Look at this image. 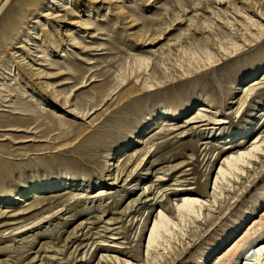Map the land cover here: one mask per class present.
<instances>
[{"label":"rangeland","instance_id":"rangeland-1","mask_svg":"<svg viewBox=\"0 0 264 264\" xmlns=\"http://www.w3.org/2000/svg\"><path fill=\"white\" fill-rule=\"evenodd\" d=\"M215 63L226 71L223 81ZM131 81L159 89L143 96V113L119 117L128 103L116 98ZM251 87L260 93L249 99ZM198 113L225 129L202 127L187 136L198 122L186 121ZM263 115L264 0H0V261L34 246L32 264H80L74 258L83 254L81 247L75 252L81 242L89 244V262L81 264H207L204 256L214 249L226 257L215 253L211 264H229L235 244L239 249L247 238H264L260 214L250 229L242 226L238 240L215 248L264 192ZM252 132L245 147L208 160L217 145L229 148ZM201 133L212 142L194 151ZM176 135L180 140L164 144ZM157 158L162 162L150 172L190 161L184 169L191 190L130 212L136 195L128 189L159 183L145 175ZM180 174L160 186H172ZM100 193L112 197L96 200ZM107 203L121 213L106 215ZM89 208L90 215L67 227L90 232L87 239L70 244L64 259L44 253L33 259L48 246L62 248L55 241L64 218ZM56 212L63 217L53 219ZM102 216L121 220L114 236L126 243L95 249L110 235L100 230ZM88 217L94 224L81 231ZM263 246L255 242L234 264H264Z\"/></svg>","mask_w":264,"mask_h":264},{"label":"bare ground","instance_id":"bare-ground-1","mask_svg":"<svg viewBox=\"0 0 264 264\" xmlns=\"http://www.w3.org/2000/svg\"><path fill=\"white\" fill-rule=\"evenodd\" d=\"M216 64V63H215ZM215 67H218L217 70L220 74V77H221V81H223L225 79V72L223 69H221V66L220 64H216L214 65ZM213 67V66H212ZM210 68V67H209ZM223 68V67H222ZM213 69V68H212ZM157 74L159 75H162V72L159 70L155 71ZM219 77V76H218ZM214 78V77H213ZM227 79V77H226ZM144 82V81H143ZM209 82V81H208ZM103 85H109L110 84V80L105 78L103 80ZM180 83V82H179ZM177 84V83H176ZM183 84V82H182ZM213 84V83H212ZM129 86L128 87H123L122 91H120V93L118 94V98L120 99H125V101L128 103V107H126L124 110H122V112H120L118 115L119 117H123L125 116V118H127L128 115H130L131 113H143L144 112V109H143V105L139 102L142 101L143 99V96L144 95H150L152 92L156 91L159 89V86L152 89V88H147V87H141L140 83L138 82H134V81H131L129 82L128 84ZM146 85V84H145ZM181 85V84H180ZM173 86V85H172ZM179 86V84H178ZM103 86H101L100 88H102ZM173 89V87H172ZM177 89V88H175ZM174 89V90H175ZM224 92H228L229 90L226 88V87H223L222 88ZM109 90V89H108ZM154 90V91H153ZM173 90V91H174ZM211 90L213 91V95H212V98L214 100H219L220 99V95L218 96V93L215 91V88L214 86L211 87ZM169 91V90H168ZM167 92V91H166ZM171 92V91H170ZM118 93V92H117ZM259 92V89L258 87H251L250 89H248L247 93L245 95L248 96L249 99H252L254 96H256ZM219 97V98H218ZM222 99V98H221ZM246 99V98H245ZM133 102H137L138 104L135 105ZM248 102V101H247ZM127 106V105H126ZM243 107V106H242ZM124 108V107H123ZM121 110V109H120ZM119 110V111H120ZM239 112V111H238ZM216 115V113H214ZM221 114H226L224 111H221ZM86 115V114H85ZM264 116V115H263ZM218 119L214 118V117H211V116H207L205 115L204 113H198V115L192 117L190 120L187 119L186 122L188 123H196L198 122L197 126L196 127H193V131H191L187 136L195 133V134H200V128L204 127V129H209V130H213V129H221V130H224L225 128H222V126H219V127H216L218 124H220V121H217ZM214 124V126H212ZM261 128L264 127V123L260 126ZM259 127V128H260ZM247 128V127H246ZM166 132V130H164L162 133L164 134ZM188 132V131H187ZM185 132V134L187 133ZM168 134V133H167ZM166 134V135H167ZM202 135L200 136V139L197 140V142H195V146H193V149L194 151H196V147L198 146V144H206L208 145L209 143H211V137L208 135V136H204V133H201ZM252 134H254L253 132L251 134H249L245 140L241 141L239 144H235V145H231L229 148H225L222 144H219L217 145L218 148L217 149H220L218 152H216V150H212V152L210 151L209 154H208V160L210 158H213L214 157V160L215 161H218L221 156L227 151V150H233L235 148H241V147H245L247 144H249V142L251 141V137ZM258 134V133H257ZM103 133L100 134V136L103 138ZM178 137H182V136H178L176 135L175 137H173L172 139L170 140H167L164 142V144H171L175 139H177ZM234 137V135H233ZM236 137V135H235ZM174 139V140H173ZM236 139V138H235ZM104 139H97L95 138V141L97 142H101L103 141ZM173 140V141H172ZM180 140V139H178ZM178 140H175L176 142ZM172 141V142H171ZM202 142V143H200ZM234 142V140H233ZM175 143V142H174ZM197 145V146H196ZM159 146L157 145L154 150H149L152 151L151 154L157 152L159 150ZM98 149V148H97ZM205 150L207 149L206 147L204 148ZM222 149V150H221ZM180 152L181 151H178V152H173L171 154H168V155H165L163 157V159L165 161H168V160H172L174 159L177 155H180ZM191 152V151H190ZM207 153V152H206ZM150 154V155H151ZM188 154V153H187ZM211 161V160H210ZM159 162H162L161 159H156L154 161H149V163L147 164L150 165V167L147 168L148 172L145 173L146 176L148 175H153L154 177H156V180L155 181H159L158 184H155L154 182H152L151 184H149L148 186H142V184H138V185H134L132 186L131 188L128 189V195H136V197L132 198L130 200V212L134 210V207H137L138 204H141V203H145V202H149V201H153L154 204L156 203H162L164 202L165 200H169L170 199V195H178V194H184L185 192H188L189 190H191L189 187H186L187 185H190L191 184V179H188L187 175H190L191 173H189V169H184L189 163V162H186V163H182L180 165H171L165 169H158L157 171L155 172H150L151 169H154V166H157L158 164H160ZM97 165H99V163H96ZM210 164V163H209ZM76 166H78L77 164H74ZM113 165H115V163H113ZM156 169V168H155ZM177 171H181V174L179 175V177L177 178H174V182L171 183L172 186H167L165 188L162 187V185L160 186V184L162 183V180H166L165 177H170L172 176L173 174H175ZM211 171V170H210ZM116 175V174H115ZM120 177L117 176V177H114V179L116 181H118ZM179 178H184L183 180H180ZM258 179V178H257ZM145 180V179H143ZM144 182V181H143ZM196 183H198V181H195ZM146 183V182H145ZM46 184V187L48 189L54 187V182L53 181H43V183L41 184L42 185H45ZM113 184H116L113 183ZM264 188V185L263 187ZM151 192V193H150ZM111 193V192H110ZM149 195H153L152 198H149ZM104 197H106L105 199L109 198V197H112L111 194L109 193H100L98 195V198H95L96 200H103ZM143 197H148L146 199V201H142ZM166 197V198H164ZM82 198V197H81ZM20 199V198H19ZM161 199V200H160ZM62 197L60 198H57L56 201H53L52 203H54L53 205L54 206H57L59 204H61L63 201H62ZM87 200V198L85 199ZM84 200V201H85ZM94 200V198L92 199ZM122 201V200H121ZM120 201V202H121ZM80 202H82V199H77L76 200V203H75V206H77L78 204H80ZM105 202V201H103ZM73 204V203H72ZM105 203H101L99 204V206L101 205H104ZM109 203H107V206H109V209L108 210H105L104 213H106V215L108 214H112V213H121L119 212L118 210L116 211H112L111 210V206L108 205ZM121 205V203H119ZM113 205V204H112ZM73 206V207H75ZM127 206V205H126ZM71 207V206H70ZM72 207V209H73ZM103 207V206H102ZM100 209V208H99ZM107 209V208H106ZM68 208H66L64 211H62L61 215H65ZM101 210V209H100ZM99 210V211H100ZM103 210V209H102ZM58 212H56V216L53 218H62L63 216H60V215H57ZM91 214V209L89 208V210L87 209H81V210H78L77 212H75V214L71 217H67V218H64V226H65V229L63 227V229H60L58 231V233L56 234L58 236V238L56 239L55 243H58L60 244L62 241H63V247L60 248H56L55 246H48L46 248H43L42 251H37L36 252V255L33 257V259H37L38 261L41 260V256L43 255L44 253V256L45 258L46 257H49V258H56L58 260H61V259H64L67 255H68V251H69V247H70V244H74L75 242H77L78 240H81L83 241L85 238L87 239V237L90 235V232L89 234L87 235V232H85V228H87V226L89 224H94V222L90 221L89 217L86 218L84 221H82L79 225L80 228H81V231L82 234L78 233L77 231H71L68 230V226H72L74 225V221H76L80 216L82 215H85V216H88ZM264 215V192L260 190V193H258L254 199V201L252 202V205L250 206L249 210L246 212L245 216L242 217V219L240 220V222L236 225V227L231 230L229 233H227L226 237L219 243H217V245H215L216 249L220 250V248L224 245H226L229 241H233L234 240H238V238L241 236L242 234V231L241 228L242 226H244L243 229L246 230V228L250 229L253 225L257 224L258 222V219H257V216L259 215ZM0 216H4V213L1 212ZM96 216V215H95ZM97 217V216H96ZM99 220H97L99 223H103V225L101 227H103V230L100 229L101 231H106V232H109L110 235H105V237H102L101 236V241L96 244V250H101L102 248H105V247H113V245H110L109 243H106L108 241L110 242H116V243H126L125 241L124 242H117L119 241V237H115L114 235H117L119 234V229L120 226H118L119 223H121V220L119 219H115V218H109V219H105L103 216L102 217H98ZM97 218V219H98ZM53 219H49L47 220V222H49L50 224L52 223ZM61 223V222H60ZM133 223V222H132ZM36 224V223H35ZM77 224V223H76ZM82 224H84V226H82ZM124 224V223H123ZM87 225V226H86ZM57 226V225H55ZM62 226V225H61ZM38 227H41V225H38ZM98 227V226H97ZM59 228V226H58ZM67 228V229H66ZM93 228V227H92ZM242 229V230H243ZM31 230V229H30ZM98 230V229H97ZM87 231V230H86ZM91 231V230H90ZM99 231V230H98ZM96 231V232H98ZM239 231L241 233H239ZM122 232V231H121ZM244 233V232H243ZM99 234V233H98ZM12 235V234H11ZM64 235L65 236V239L64 238ZM56 236V237H57ZM87 236V237H86ZM92 236V235H91ZM96 236V235H95ZM94 236V237H95ZM11 237V236H10ZM55 237V236H54ZM263 236H260V235H256V237L254 236L253 238H247V240L244 242H242L243 244L242 245H238L240 247H238L239 249H235L236 248V245L235 244V248L233 250H235V252L232 254L231 252V259H230V263L229 264H234V261L242 256L244 254L245 251H247L250 247H252L254 245V243L256 242V245H260L262 242H264V238H262ZM96 238V237H95ZM121 238V237H120ZM29 240V239H28ZM33 240V239H32ZM90 240V239H89ZM97 240V239H96ZM92 241V240H91ZM240 241V239H239ZM242 241V239H241ZM240 241V242H241ZM96 242V241H95ZM30 244V243H29ZM32 244V243H31ZM93 244V242H92ZM28 245V244H27ZM94 245V244H93ZM91 246V245H90ZM95 246V245H94ZM81 247L82 251H83V254L80 256V258L78 259L77 257L74 258V261L76 262H79L80 264L82 262H89V259H88V252H89V244H81V242L75 247V252L77 251V249ZM264 247V246H263ZM262 247V248H263ZM71 248V247H70ZM87 248V249H86ZM225 248V247H224ZM25 249V248H24ZM33 249H34V246L31 247V248H27L24 253L22 254V256H17V255H11L10 257H8L7 259H2L0 261V264H32V259L30 260L31 258V254L33 253ZM227 249V248H226ZM261 249V247L259 248ZM237 250V251H236ZM231 251V250H230ZM262 251V250H261ZM263 251H264V248H263ZM20 252V251H19ZM48 253H50V255H47ZM80 253V252H79ZM217 254V256L219 257L218 259H221V258H224L226 257L225 255H221V252H216L215 249L214 250H209L206 254V256H204V260H210L207 264H211L212 262V259H210L212 257L213 254ZM229 253V252H228ZM9 256V255H8ZM43 256V257H44ZM216 256V255H215ZM1 257V256H0ZM43 262V261H41ZM214 264H220V261L214 263Z\"/></svg>","mask_w":264,"mask_h":264}]
</instances>
